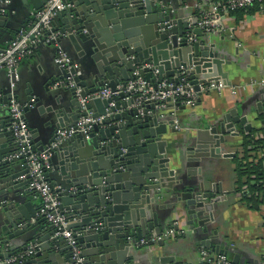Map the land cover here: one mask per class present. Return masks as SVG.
<instances>
[{
	"label": "water",
	"instance_id": "1",
	"mask_svg": "<svg viewBox=\"0 0 264 264\" xmlns=\"http://www.w3.org/2000/svg\"><path fill=\"white\" fill-rule=\"evenodd\" d=\"M8 1L0 27L12 29L14 19L10 17L9 4L16 0ZM20 1L29 17L48 0ZM62 3L70 6L52 18L46 35L56 37L48 46L57 45L55 53L62 50L77 66L69 72L57 68L59 80L72 76L76 86L81 87L79 95L75 88L47 86L46 97L37 94L34 98L25 90L24 100H19L14 94L19 81L0 71V259L36 243L37 251L27 264H132L133 247L128 238L160 235L170 227L161 222L152 204L171 180L180 186L181 192L174 197L184 203L189 231L199 237L200 249L225 254L207 234V226L214 221L216 198L224 192L218 185L207 190L200 180H189L183 186L174 180L175 172L169 169L166 155L176 133L172 118H160V112L148 115L151 105L135 106V98L124 101L123 93L84 105L79 102L103 87L115 92L118 85L134 79L135 71L146 81L168 79L177 83L175 75L181 67L198 93L199 102L201 85L225 79L221 66L226 58L215 49L213 35L196 28L197 17L190 20L183 9L177 16L171 15L163 0ZM21 27L22 23L17 31ZM10 39L8 34L0 41V51ZM11 83H15L13 90ZM11 97L23 106L22 117L31 132V149L36 153L50 146L56 130L75 128L81 118H90L83 126L86 132H76L51 149L45 173L52 189L57 187L54 191L60 209L71 221L69 229L79 248L74 260L66 240L54 236L53 227L37 218V208L27 201L30 193L25 192L27 182L22 177L28 170L22 157L15 156L18 147L10 130ZM255 104L254 117L243 113L241 106L227 112L221 121L214 120L187 148L186 161L198 162L201 156L234 158L235 153L224 152L226 138L240 132L251 135L257 119L264 116V85ZM251 199L257 208L256 198ZM167 240L157 244L167 246ZM152 261L151 264L175 263L173 257L161 252ZM232 264H239L236 257Z\"/></svg>",
	"mask_w": 264,
	"mask_h": 264
},
{
	"label": "crops",
	"instance_id": "2",
	"mask_svg": "<svg viewBox=\"0 0 264 264\" xmlns=\"http://www.w3.org/2000/svg\"><path fill=\"white\" fill-rule=\"evenodd\" d=\"M163 1L171 15L177 16L178 11L182 9V0ZM187 2L191 5L194 0ZM9 8L10 17L14 22L10 24L12 29L0 27V41L8 34L12 37L21 23L24 27L32 18L27 16L20 0L12 1ZM183 12L189 15L190 19L199 16V12L192 7L184 9ZM219 19L222 29L212 35L215 49L226 58L221 66L225 79L219 81V90L201 92L199 102L193 107L177 110L176 116L183 130L173 134V142L166 148V155L170 159L169 169L175 172L174 180L181 182L179 185L183 186L189 180L193 183L200 180L207 190L218 185L224 192V195L217 196L213 208L214 221L207 226L208 239L212 244L226 252L231 261L236 257L239 264H264V198L260 195L256 197L255 208L252 200H249V204L240 202V198L243 200L242 192L236 191L233 159L241 157L243 138L248 134L240 132L238 136L226 138L224 152L235 153L234 158L201 156L198 162H187L185 156L187 148L193 145L199 133L203 135L214 120L221 121L227 112L242 106L240 109L243 113L254 117L255 102L261 86L264 85V9L254 6L248 10L224 14ZM56 46L38 47L30 58L19 65V84L14 92L19 100H24L25 90L30 91L34 98L37 94L46 97L47 86L52 89L50 83L60 79L59 70L54 64ZM231 87H241L243 90L235 97L230 94ZM262 121L264 116L257 119L251 133L256 131L260 136L261 130L264 129ZM262 151L264 149L252 152L251 156L260 158ZM179 188L180 186L173 185L172 180L168 181L165 188L160 190V195L155 197L152 207L161 217V222L166 223L165 226L168 224L171 227L175 224V229L185 230L186 234L169 238L166 241L167 246L163 247L158 244L133 247L130 251L132 264H151L153 256L160 252L173 257L174 264L201 263L200 239L189 231L184 203L174 197V194L181 192ZM244 190L246 186L243 187L242 191ZM25 192L28 191L25 189ZM27 201L36 208L39 204L32 193L28 195ZM213 232H217L216 235H213ZM208 255L213 258L216 254L208 250Z\"/></svg>",
	"mask_w": 264,
	"mask_h": 264
},
{
	"label": "built area",
	"instance_id": "3",
	"mask_svg": "<svg viewBox=\"0 0 264 264\" xmlns=\"http://www.w3.org/2000/svg\"><path fill=\"white\" fill-rule=\"evenodd\" d=\"M182 9L192 7L196 12H199L196 28H199L206 34L219 32L222 29L220 16L232 13L239 10H248L254 6L264 9V0H194L190 5L187 0H182ZM8 0H4L0 6V17L6 14V5ZM205 5V7H203ZM69 4L62 3V0H48L45 5L38 11L31 14L30 22L19 29L10 39L5 47L0 51V71H5L7 76L13 77L15 82L19 81V65L30 58L39 45H48L54 41L56 35L46 32L50 29V22L57 12L69 7ZM192 20V19H190ZM188 40H195L193 37H188ZM54 64L66 72L72 68H77L75 64H71V59L62 50L56 52ZM78 73H76L77 75ZM157 71L153 72V76ZM134 79L126 82L124 85H118L115 92L107 87H103L95 93L87 95L79 102L84 105L94 99L105 100L112 95L117 96L119 93L126 95L124 101L135 98V106L151 105L152 108L147 110L148 115H153L155 112H160V118L170 117L173 120V128L176 131L183 130V126L178 121L176 112L181 107H193L197 101L198 93L193 90V86L189 81L186 70L182 67L176 74L177 83L168 79H153L150 81L143 80L139 77L138 71L133 72ZM53 88H75V93L78 96L81 92V87L76 86L72 80V76L58 80L53 85ZM10 88H15V83L10 84ZM221 85L219 82L211 81L200 86V92L211 90H219ZM241 87H231L229 89L231 96H238L242 91ZM183 100L178 105L176 102L179 99ZM112 103L109 104L111 106ZM23 106L13 97L10 99L9 115L11 118L10 130L12 132L13 141L17 144L18 150L16 157H22L23 164L27 167V175L22 179L26 180V190L32 193L38 199L36 217L42 218L44 221L53 227L55 230L54 236L62 237L71 247L72 259H76L79 248L76 238L69 225L71 221L66 214L60 209V201L55 189H52L49 181L46 179L45 173L49 169L48 160L51 155V149L66 138L71 137L76 132H86L83 126L90 122V118H81L75 128L58 129L54 134L53 142L50 146L40 153L32 151L31 132L28 128L26 120L22 117ZM102 118L98 119L100 121ZM260 157L264 158V151L260 153ZM175 224L165 230L162 234L156 235L152 233L147 238L134 239L128 238V242L132 247H146L149 244L156 245L163 239L172 237H180L186 234L185 230L175 229ZM36 243H29L25 250L16 249L10 253L5 259H0V264H27L26 262L33 258L37 251ZM7 252V249L4 248ZM200 260L206 261L207 264H232V261L226 254H217L210 258L206 250L201 251ZM190 264V263H188Z\"/></svg>",
	"mask_w": 264,
	"mask_h": 264
},
{
	"label": "trees",
	"instance_id": "4",
	"mask_svg": "<svg viewBox=\"0 0 264 264\" xmlns=\"http://www.w3.org/2000/svg\"><path fill=\"white\" fill-rule=\"evenodd\" d=\"M188 79L190 81V78ZM182 100L183 98L176 103L179 105ZM180 108L181 105L178 109ZM259 135L256 131H253L251 135L245 136L242 143L243 152L241 157L233 159L236 173V191L241 190L242 194L244 193L242 197L246 204L250 203L249 200H252V196L256 198L260 195L264 198V158L251 156L252 152L264 149V129L261 130ZM244 186H246V190L242 191ZM206 252L208 253V250ZM202 264H207V262L202 261Z\"/></svg>",
	"mask_w": 264,
	"mask_h": 264
}]
</instances>
